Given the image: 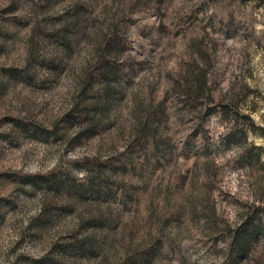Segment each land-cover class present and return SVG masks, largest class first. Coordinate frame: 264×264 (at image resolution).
Returning <instances> with one entry per match:
<instances>
[{
    "label": "rangeland",
    "instance_id": "rangeland-1",
    "mask_svg": "<svg viewBox=\"0 0 264 264\" xmlns=\"http://www.w3.org/2000/svg\"><path fill=\"white\" fill-rule=\"evenodd\" d=\"M0 264H264V0H0Z\"/></svg>",
    "mask_w": 264,
    "mask_h": 264
}]
</instances>
